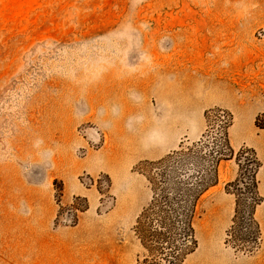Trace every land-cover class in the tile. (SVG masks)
Instances as JSON below:
<instances>
[{
  "label": "rangeland",
  "instance_id": "1",
  "mask_svg": "<svg viewBox=\"0 0 264 264\" xmlns=\"http://www.w3.org/2000/svg\"><path fill=\"white\" fill-rule=\"evenodd\" d=\"M179 60L210 82L177 144ZM251 153L256 243L227 186ZM155 192L195 199L181 264H264V0H0V264H139Z\"/></svg>",
  "mask_w": 264,
  "mask_h": 264
},
{
  "label": "trees",
  "instance_id": "2",
  "mask_svg": "<svg viewBox=\"0 0 264 264\" xmlns=\"http://www.w3.org/2000/svg\"><path fill=\"white\" fill-rule=\"evenodd\" d=\"M244 163L246 165L244 172H240L227 185L232 186L231 192L235 194L236 200L233 235L238 238V233H244V237L238 239L246 242L248 238L251 243H256L260 239V232L253 214L256 204L261 199L257 194L255 180L259 164L252 153ZM178 193L177 209L173 207L172 199L170 200L166 194L155 192L151 203L139 213L134 231L146 251L139 264H181L185 255L196 249L197 240L192 227L195 199L181 205L179 200L181 194ZM154 220L157 222L155 225Z\"/></svg>",
  "mask_w": 264,
  "mask_h": 264
},
{
  "label": "crops",
  "instance_id": "3",
  "mask_svg": "<svg viewBox=\"0 0 264 264\" xmlns=\"http://www.w3.org/2000/svg\"><path fill=\"white\" fill-rule=\"evenodd\" d=\"M183 60L177 61V72H176V84H177V95L181 96L183 98V102H177V144L181 140V137L184 136L185 132L190 129H193V131L196 130V127H199L200 125V105L190 107L189 104H187V101L185 99H191L196 100L194 97V92L199 91L203 89L208 85V82H210V79L206 76L209 72V68H206L204 66H201L199 64L195 65L194 62H184L183 67H179V62L181 63ZM178 100V99H177ZM181 100V99H179ZM197 102V100L195 101ZM200 107V108H199ZM199 108V109H198ZM195 111L194 115L198 117L197 125L194 127L193 124L190 123V121L187 119L190 113ZM171 125V131L168 135V137L163 134V137H161V140L159 142H156L157 148L163 149L168 144L169 141H171L176 134H174L175 131V123L170 122ZM169 125L165 126L169 129ZM154 126V125H153ZM154 130H161L158 126L152 127ZM166 129V128H165ZM172 133V134H171ZM192 137L186 135L189 139H194L197 135L194 134V132L191 134ZM176 137V136H175Z\"/></svg>",
  "mask_w": 264,
  "mask_h": 264
}]
</instances>
